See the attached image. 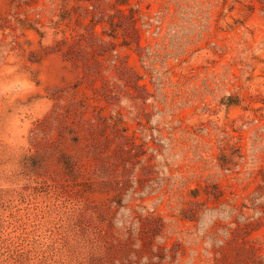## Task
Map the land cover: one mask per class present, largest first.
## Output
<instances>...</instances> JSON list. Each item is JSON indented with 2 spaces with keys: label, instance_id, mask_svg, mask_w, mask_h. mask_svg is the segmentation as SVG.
Segmentation results:
<instances>
[{
  "label": "rangeland",
  "instance_id": "1",
  "mask_svg": "<svg viewBox=\"0 0 264 264\" xmlns=\"http://www.w3.org/2000/svg\"><path fill=\"white\" fill-rule=\"evenodd\" d=\"M0 264H264V0H0Z\"/></svg>",
  "mask_w": 264,
  "mask_h": 264
},
{
  "label": "trees",
  "instance_id": "2",
  "mask_svg": "<svg viewBox=\"0 0 264 264\" xmlns=\"http://www.w3.org/2000/svg\"><path fill=\"white\" fill-rule=\"evenodd\" d=\"M9 239H11V238L8 237V238L5 239V241L7 242Z\"/></svg>",
  "mask_w": 264,
  "mask_h": 264
}]
</instances>
